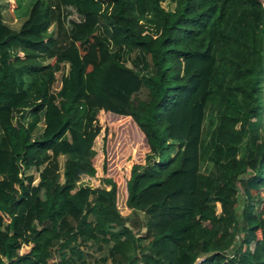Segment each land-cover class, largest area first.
<instances>
[{
    "label": "trees",
    "instance_id": "16d2710c",
    "mask_svg": "<svg viewBox=\"0 0 264 264\" xmlns=\"http://www.w3.org/2000/svg\"><path fill=\"white\" fill-rule=\"evenodd\" d=\"M168 1L0 5V264H264V0Z\"/></svg>",
    "mask_w": 264,
    "mask_h": 264
},
{
    "label": "rangeland",
    "instance_id": "374dc122",
    "mask_svg": "<svg viewBox=\"0 0 264 264\" xmlns=\"http://www.w3.org/2000/svg\"><path fill=\"white\" fill-rule=\"evenodd\" d=\"M22 2L18 4L17 9L15 10V17L12 16L11 10H10V4L9 0H0V5H2L4 11H5V16H6V21L7 23L12 27V28H18L20 27L24 16L26 15V11L28 8V4L30 0H21ZM164 7L168 11H174L176 4L174 0H169L164 4ZM30 9V8H29ZM70 74V69L67 67L65 69V76H69ZM21 108H19L16 111V115H18L21 112ZM98 119L100 122V125L102 126V132L100 136L97 138L96 143H95V150L97 152V156L94 159V165L97 170V174L95 177H84L82 181L80 182V186H89L92 188H98V187H106L104 184V172H103V163H104V154H103V139L106 135V131L108 130L109 133H111V124L112 120L109 118V116L105 115L104 112L99 113ZM122 124H125V129L123 130L119 145H118V158L115 163V170L114 174H117L118 179L121 180V185H120V205L119 209L121 213L128 217L129 219H134L137 215L133 213L131 210H129L126 207V201L124 198V193H123V177H122V172H125L126 166L128 164H131L132 161H140L143 156H144V151L147 149L146 141L143 137V135L137 130V128L134 126L132 122H122ZM135 151L136 156L135 159L131 157L132 152ZM61 162H64V159H61ZM122 171V172H121ZM112 173V174H113ZM36 174V173H35ZM37 175V174H36ZM38 182V180H37ZM139 216L142 218V214H139ZM236 245H238L236 243ZM29 248H24L22 252L28 251ZM94 257H98L97 253L94 255ZM95 264V263H93Z\"/></svg>",
    "mask_w": 264,
    "mask_h": 264
},
{
    "label": "crops",
    "instance_id": "0c3cea01",
    "mask_svg": "<svg viewBox=\"0 0 264 264\" xmlns=\"http://www.w3.org/2000/svg\"><path fill=\"white\" fill-rule=\"evenodd\" d=\"M103 255H104V254H99V255H97V256H98V258H102Z\"/></svg>",
    "mask_w": 264,
    "mask_h": 264
}]
</instances>
